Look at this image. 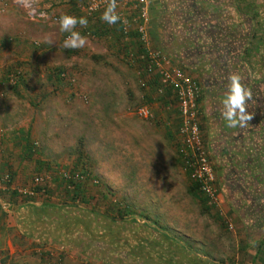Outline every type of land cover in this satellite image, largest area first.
I'll return each instance as SVG.
<instances>
[{"label":"rangeland","instance_id":"374dc122","mask_svg":"<svg viewBox=\"0 0 264 264\" xmlns=\"http://www.w3.org/2000/svg\"><path fill=\"white\" fill-rule=\"evenodd\" d=\"M44 1L46 4L48 0ZM6 2L0 0V83L9 75L12 80L7 77L6 86L0 85V105L6 104L5 111L17 120H5L0 107V130L23 129V139L28 138L33 152L28 158L23 148L22 152L19 148L9 149L13 150L7 155L14 162L12 184L20 188L29 185L30 190L34 177H50L39 185L43 186L55 176L59 179L60 173L82 170L85 159L93 177L90 180L100 185L94 188L89 181L86 192L95 200L103 195L107 198L98 213H105V207H114L116 202L127 207L136 222L121 225L119 218H114L117 222H106L91 217L83 208V245L67 255L75 257L81 252L83 259L89 257L87 264H96L97 256L107 260L115 257L116 264H194V260L190 262L192 256H210L211 252L217 264H224L227 251L203 242L214 235L208 229L217 223L212 212L204 211L207 203L202 196L194 197L190 192L192 182L177 152L159 139L151 141L147 131L153 126L146 124L150 121L135 118L139 98L133 97L132 88L127 86L128 76L120 78L119 71L130 72L123 65V56L107 53L104 41L88 38L82 48L66 49L64 41L70 33L62 32L60 24L52 22V11L48 13L46 7L36 3V10L47 17L32 20L19 3ZM261 6L258 20L264 21V2ZM73 31L83 36L79 23ZM57 69L76 79L75 83H58L50 76ZM117 78L123 81L120 86L114 84ZM17 83L20 86L16 92L8 88ZM9 172L1 173L0 179L12 176ZM148 179L154 184L148 185ZM149 192L154 200H145ZM159 193L168 195L164 208L159 204ZM4 194L0 191V197ZM49 201L57 203L55 199ZM145 220L150 227L164 231L159 233L161 238L177 240L179 245L158 235L148 238L151 245L142 244L141 237L137 239L141 233L133 232L143 227ZM70 237L78 235L71 232ZM199 242L206 248H199ZM58 249H51V257H57Z\"/></svg>","mask_w":264,"mask_h":264},{"label":"crops","instance_id":"0c3cea01","mask_svg":"<svg viewBox=\"0 0 264 264\" xmlns=\"http://www.w3.org/2000/svg\"><path fill=\"white\" fill-rule=\"evenodd\" d=\"M90 1L48 0L45 4L44 0H33L34 4H42L46 7L44 10L60 18L63 15L77 19L86 17L88 23L83 26L84 37L104 41L105 51L111 55H125L120 37L116 34L117 28L101 19L106 9L94 16L86 15L85 7ZM146 2L149 13L147 28L152 49L161 51L171 59L201 90L199 126L204 146L215 169L221 208V213L212 209L217 224L208 229L214 235L203 239V242L208 247L227 251L228 259L223 257L224 264H264V21H259V17L253 19L249 12L252 8L248 7L247 0ZM123 44H126L128 53L139 52L140 46L134 31ZM123 65L132 73V78L130 72L125 70L119 71L120 78L128 76L127 86L132 88L133 97L139 98L137 106L144 104L151 112L150 123L146 124L152 125L153 129L147 131L148 138L151 141L159 139L164 146L178 153L180 120L176 100L167 89L163 94H157L158 81L155 79H147L150 86L140 89L136 74L140 66H128L124 59ZM230 73L239 74L242 83L252 91V100L247 102V110L253 114V119L243 128L239 125L229 127L222 115ZM120 78L116 79L115 85L120 86L123 82ZM19 86L20 83H17L8 88L16 92ZM0 107L4 109L5 120H17L5 111L6 104ZM24 135L23 129L0 130V174L10 170V175H13L14 162L7 155L15 148H19L20 152L23 148L26 152L28 138L23 139ZM148 180L151 182L148 185L154 184V180ZM28 186L24 187L28 190ZM145 196V200H154L152 192ZM166 197L168 195L165 193L158 194L162 208ZM49 208L53 207H45L39 202L27 206L23 205L21 198L10 200L8 197H0V261L4 264H83L81 252H77L78 256L75 257L67 255L83 245V208ZM142 225L133 232L141 233L137 239L141 237L142 244L151 245L148 238L152 240L159 233H164L159 227H150L146 220ZM71 232H76L78 238L70 237ZM164 240L179 245L177 240ZM198 244L199 248H206L205 243ZM52 248H59L57 257H51ZM118 249L119 246L115 248ZM59 253L65 254V257H60ZM209 254L190 256V262L194 260V264H217L219 261L216 256L211 252ZM197 258L202 259V262ZM13 259L15 261L11 262ZM115 260V257L107 260L97 256L96 264H116Z\"/></svg>","mask_w":264,"mask_h":264},{"label":"built area","instance_id":"2783aa9c","mask_svg":"<svg viewBox=\"0 0 264 264\" xmlns=\"http://www.w3.org/2000/svg\"><path fill=\"white\" fill-rule=\"evenodd\" d=\"M19 3L18 0H14ZM110 0H91L85 7L86 15L94 16L99 14L103 9L108 7ZM22 8L27 11L30 19L41 20L46 18V14L42 17L41 12L37 11L36 4L32 2L31 8H27L19 3ZM116 14L120 20L113 26L120 30L123 41H128L132 31L137 35L139 43V52H127L123 55V59L128 66L137 67L138 87L147 89V79L152 81L155 79L158 85L157 94H163L167 89L174 97L177 105L178 117L180 125L178 129L179 147L178 156L183 170L190 181L197 186L200 196L206 201L209 208L219 211L220 208V190L216 181L215 169L210 160L209 154L204 146L199 126V99L201 90L195 81L188 76L180 67L174 65L171 59L167 58L161 51L154 50L150 44L148 24L149 13L147 10L146 0H116ZM35 10L33 16L29 12ZM53 23H59L60 17H49ZM112 26V25H110ZM63 82L73 85L76 79L70 78L66 73L60 75ZM134 114L137 118L148 121L152 118L149 108L141 104ZM60 179L65 183H78L83 177L79 174L63 172L59 174ZM50 177L38 176L33 179L34 185L48 181ZM94 183L98 181L94 180ZM0 191L5 193L14 191L20 195H32L27 188H18L12 184L10 176L0 179ZM37 203V202H36ZM230 225H227L229 227ZM0 264H4L0 261Z\"/></svg>","mask_w":264,"mask_h":264},{"label":"trees","instance_id":"16d2710c","mask_svg":"<svg viewBox=\"0 0 264 264\" xmlns=\"http://www.w3.org/2000/svg\"><path fill=\"white\" fill-rule=\"evenodd\" d=\"M247 2H248V7H251V6L253 7L254 10L252 9V11H249V12L252 13L253 19L256 20L259 17V13H258L259 6L263 4L264 0H247ZM111 27H114V26L112 25ZM116 34L120 37L123 54L126 55L128 52V48L126 44H123V37L121 35L120 30L116 31ZM63 73L65 72L62 69H57V70H53L50 73V76L54 79H57L56 81H58V83L59 82L62 83L64 79H61L60 75ZM19 74H15V76H17L18 79L23 80L21 75ZM7 77L8 79L10 78L12 80V77L10 75ZM7 77H5L4 80H1V83H0V85H2L1 87L6 86L5 82L8 80ZM26 144L27 146H26L25 155L29 158L30 156H32L33 152L28 145V141L26 142ZM84 161L88 162L87 160L83 159V169L82 170H75L73 168L71 172L69 171L70 173L79 174L83 177V179L77 184L73 182L65 183L62 179L60 178L57 179V177L55 176L54 180L52 179V181L45 183L43 186L33 185L30 188L32 195L23 196V195L17 194L14 191H8L3 195V197H8L10 200L14 198L15 199L21 198L23 205H27V206L32 203L42 202L44 206L53 207L54 209L49 208L52 210H59L56 207H61V208L63 207H67V208L82 207L88 210L87 212H89V215L91 217L102 218L106 222H117L115 221L116 219L114 218H119L120 222H122L121 225H123V223L126 221H130L129 222L130 225L136 224V222L134 221L135 219L134 216L131 218V213L127 212V207H120V205H118L116 202H113L115 204L114 207L113 206L111 208L105 207V213L103 214L98 213L99 207L102 208L104 205V203L102 204V201L105 202L107 198L106 196L103 195L101 197V200L100 198L98 200L97 199L95 200L91 198L90 195H88V192H86L89 181H90V185H92L94 188H98L100 185L98 183L97 184L94 183V179L90 180L93 177L89 175L90 170L89 168L86 167L87 165ZM10 178L11 180H13V175L10 176ZM190 192L192 193V195H194V197H200L198 190H197V186L193 183L190 184ZM51 197H53L57 201L56 204L50 203L49 199L54 200ZM204 211L209 213L212 211V209L204 205ZM59 254H60V257L62 258L65 257V254L63 253H59ZM84 258L85 259H83V264H87V261H89L88 260L89 257L84 256Z\"/></svg>","mask_w":264,"mask_h":264},{"label":"clouds","instance_id":"9594fccd","mask_svg":"<svg viewBox=\"0 0 264 264\" xmlns=\"http://www.w3.org/2000/svg\"><path fill=\"white\" fill-rule=\"evenodd\" d=\"M23 6L31 8L33 0H18ZM116 0H110L108 7L103 13L101 19L107 22L109 25L116 24L120 17L116 14ZM35 14V10L29 12L30 16ZM43 17L45 14L40 13ZM81 26H87V18L76 17L70 15H63L59 20L60 30L62 32H68L70 35L64 41V47L77 49L82 48L86 42L87 38L82 36L80 33L73 31L77 24ZM229 80L228 94L226 99L223 101L224 111L222 115L228 122L229 127H246L253 119V114H250L247 110V102L252 100V91L244 83H242V77L236 73H230L227 77Z\"/></svg>","mask_w":264,"mask_h":264}]
</instances>
